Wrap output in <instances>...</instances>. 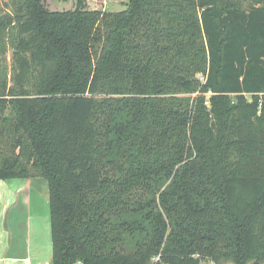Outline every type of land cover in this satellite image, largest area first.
Instances as JSON below:
<instances>
[{"label":"trees","instance_id":"obj_1","mask_svg":"<svg viewBox=\"0 0 264 264\" xmlns=\"http://www.w3.org/2000/svg\"><path fill=\"white\" fill-rule=\"evenodd\" d=\"M115 1L0 6V181L49 264H264V0Z\"/></svg>","mask_w":264,"mask_h":264},{"label":"rangeland","instance_id":"obj_2","mask_svg":"<svg viewBox=\"0 0 264 264\" xmlns=\"http://www.w3.org/2000/svg\"><path fill=\"white\" fill-rule=\"evenodd\" d=\"M1 2L0 6L4 10V13H8L15 9L14 3L16 0H1ZM72 2L75 3V0H72ZM89 4L92 8L106 7L112 11H122L125 9L123 5L115 0H89ZM248 6L249 4L244 2L243 7L247 8ZM3 64L6 66L8 65V70H10L11 73V51L7 54ZM202 78L203 76H199V79L204 81ZM211 95V93L207 94V98ZM3 185L5 186L3 197L7 202L12 200V205L15 204L12 208L14 216H16L17 219V223L15 224L16 233H14L16 238L15 247L19 249L27 244L28 251H26V256L30 259L29 263L23 261L17 264H49L52 261L53 249L48 182L43 178H34L22 184L20 180L14 179L3 181ZM19 186H26L21 193H17ZM19 201L21 206L18 204ZM9 209L10 206H8V210ZM0 211L2 212L1 206ZM6 214L7 209L3 219L0 220L1 232H6ZM4 236H6L4 239L0 238V252H2L3 247L6 245L8 246L10 242L9 232L8 234L4 233Z\"/></svg>","mask_w":264,"mask_h":264},{"label":"crops","instance_id":"obj_3","mask_svg":"<svg viewBox=\"0 0 264 264\" xmlns=\"http://www.w3.org/2000/svg\"><path fill=\"white\" fill-rule=\"evenodd\" d=\"M31 180V179H29ZM29 180H25V181H21L22 184L27 183ZM0 206L2 207V212L0 211V220L3 219L4 217V213L7 209V214H6V222H5V229L6 232H1L0 231V238L4 239L6 236H4V233L10 234V242L9 245L4 246L3 247V251L0 252V264H17L18 262H30V259L28 256H26V251H28L27 248V244L24 247H20L19 249H16V245H15V234L16 230H15V224L17 223V219L16 216H14V211H13V207L15 206V204L12 205V200H9L7 202V200H5V198L3 197V190L5 189V186L3 185V181H0ZM22 186V185H21ZM20 187V186H19ZM18 187L17 193H21V191L26 187ZM23 202V201H22ZM19 206H21L20 201L18 202ZM8 206H10V209L8 210ZM23 206V203H22ZM4 208V210H3ZM0 230H1V226H0ZM3 237V238H2ZM6 261V262H5ZM21 264V263H20Z\"/></svg>","mask_w":264,"mask_h":264},{"label":"built area","instance_id":"obj_4","mask_svg":"<svg viewBox=\"0 0 264 264\" xmlns=\"http://www.w3.org/2000/svg\"><path fill=\"white\" fill-rule=\"evenodd\" d=\"M202 79L204 80V77Z\"/></svg>","mask_w":264,"mask_h":264}]
</instances>
